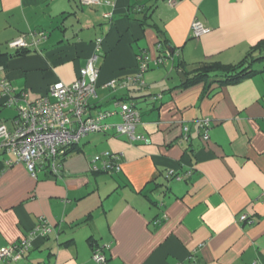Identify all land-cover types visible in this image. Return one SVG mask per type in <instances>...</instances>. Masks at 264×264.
I'll return each instance as SVG.
<instances>
[{"label":"crops","instance_id":"obj_1","mask_svg":"<svg viewBox=\"0 0 264 264\" xmlns=\"http://www.w3.org/2000/svg\"><path fill=\"white\" fill-rule=\"evenodd\" d=\"M165 1L0 0L1 57L15 53L7 43L20 35L47 34L29 53L0 60V79L13 89L0 90V123L13 129L17 92L32 102L56 81L72 84L101 39L87 115L132 104L145 138L90 134L62 159L58 177L33 179L22 163L5 166L10 157L0 152V249L41 219L52 227L9 264H95V245L108 246L107 264H264V72L204 97L203 83L183 87L178 76L203 63L235 64L264 41V0ZM194 20L208 29L199 38ZM139 55L149 67L144 87L104 86L134 76ZM99 152L120 155L121 172L92 173L89 155ZM169 173L188 175L177 181Z\"/></svg>","mask_w":264,"mask_h":264},{"label":"built area","instance_id":"obj_2","mask_svg":"<svg viewBox=\"0 0 264 264\" xmlns=\"http://www.w3.org/2000/svg\"><path fill=\"white\" fill-rule=\"evenodd\" d=\"M166 5L172 7L176 0H166ZM83 6H100L101 0H80ZM110 19L111 14H103ZM208 29L202 22L194 20L191 23V35L199 38ZM47 39L43 31H29L7 43L11 51L36 49L39 44ZM101 39L95 40L96 51L87 61L84 68L80 69L78 78L70 85L60 81L50 85L47 95L29 102L27 94L17 92L13 101L17 104V115L13 120V129L8 130L6 125L0 123V152L10 154L5 161V166L10 167L16 163H22L31 178L36 179L41 172L58 177L62 172L61 161L65 153L81 139L90 134L107 133L113 131L117 136H124L131 143L143 142L145 138L137 134L136 127L140 123L139 112L132 104L118 103L117 110L99 112L95 116L87 115L88 101L95 97V85L99 78V69L95 63L100 55ZM159 48V45L157 46ZM137 60V73L124 80H112L104 86L108 89H128L130 87H144L143 74L149 69L144 55H139ZM0 90L3 95H9L13 89L9 83L0 79ZM118 116L120 123L106 122L109 118ZM198 126L203 141L208 140V131L211 120L204 118L198 121ZM188 128H182V137L188 140ZM90 171L92 173L118 174L122 167L120 155L104 152L90 159ZM185 175L168 174L180 181ZM248 221L246 215L239 217V223ZM154 225L159 224L154 221ZM52 227L43 219L39 221L31 232L17 243L0 249V262L3 264L20 261L31 246L34 235L47 236ZM108 246H93L91 259L95 264H107L104 254ZM264 257V256H263ZM252 264H259L258 261Z\"/></svg>","mask_w":264,"mask_h":264},{"label":"trees","instance_id":"obj_3","mask_svg":"<svg viewBox=\"0 0 264 264\" xmlns=\"http://www.w3.org/2000/svg\"><path fill=\"white\" fill-rule=\"evenodd\" d=\"M32 50H17L13 55H2L0 60L7 59L12 56H20L29 53ZM264 61V41L258 43L251 49L240 61L235 64H221L218 62L203 63L195 67L190 73H186L179 65L180 71L185 76V84L183 87L203 83L202 96H206L214 89L223 86L236 84L250 76L264 72L262 69L257 70L256 64ZM213 87V88H212ZM71 147L64 155H68L72 151Z\"/></svg>","mask_w":264,"mask_h":264},{"label":"rangeland","instance_id":"obj_4","mask_svg":"<svg viewBox=\"0 0 264 264\" xmlns=\"http://www.w3.org/2000/svg\"><path fill=\"white\" fill-rule=\"evenodd\" d=\"M96 134H102V133H96ZM91 135H93V134H91ZM84 139V138H83ZM83 139H81V140H83ZM84 141V140H83ZM82 141V142H83ZM102 152H99V153H96V154H91V155H89L90 156V159L93 157V156H95V155H100ZM4 155L6 156V157H10L11 155L10 154H8V153H4ZM89 159V160H90Z\"/></svg>","mask_w":264,"mask_h":264},{"label":"water","instance_id":"obj_5","mask_svg":"<svg viewBox=\"0 0 264 264\" xmlns=\"http://www.w3.org/2000/svg\"><path fill=\"white\" fill-rule=\"evenodd\" d=\"M178 76L181 79V82L184 83L185 82V79H184L183 75L182 74H179Z\"/></svg>","mask_w":264,"mask_h":264}]
</instances>
